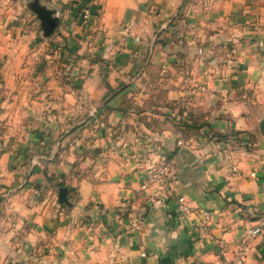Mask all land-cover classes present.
<instances>
[{
  "label": "crops",
  "instance_id": "1",
  "mask_svg": "<svg viewBox=\"0 0 264 264\" xmlns=\"http://www.w3.org/2000/svg\"><path fill=\"white\" fill-rule=\"evenodd\" d=\"M45 17L56 23L50 33ZM158 24L164 51L192 37V52L235 54L185 83L137 91L133 67L147 48L138 43ZM76 51L113 61L52 68ZM73 104L99 130L60 134ZM263 117L264 0H0V180L13 186L0 210V264H240L242 247V264H264V231L245 243L264 216V133L247 121ZM30 147L44 152L26 159ZM160 154L174 167L168 195L151 183ZM178 196L192 213L181 214ZM201 210L210 236L199 232Z\"/></svg>",
  "mask_w": 264,
  "mask_h": 264
},
{
  "label": "rangeland",
  "instance_id": "2",
  "mask_svg": "<svg viewBox=\"0 0 264 264\" xmlns=\"http://www.w3.org/2000/svg\"><path fill=\"white\" fill-rule=\"evenodd\" d=\"M156 14H158V13H156ZM171 14H172V11H169L167 16L170 17ZM167 18H165V19L167 20ZM161 27H162V25L158 24L155 27V31L153 32V35H150L144 41H142V39H141V41L138 43V45L146 46L147 48L140 55L138 54V57L136 58L135 66L133 67V68H138L137 69L138 71L136 73L138 78L136 81H134V82L132 81V82L133 83L138 82V81L140 82V84L136 85V87L133 86L134 88H136V90L142 88L143 87L142 83L147 82V81L160 83L161 81H164V80L168 81V82L173 80L175 82L185 83L186 80L190 81V79H192L195 76L194 70L200 71V69H196V68H219L223 63L229 61L232 58V55L235 54V52H233L234 46L231 47L229 52L228 51L227 52L222 51L221 49H219L215 55H213V56L210 55L207 57H205L201 53L192 52L190 47L192 46V44L195 45L197 43V41L194 42V40H192V37H188V40L185 38V41H183V43H186L185 46L182 48H179L177 51L172 52V50L175 49L174 47L169 49V50L166 49V51H164V49L167 47L166 46L167 42L170 43V40L165 39V37H161L162 33H158V29H160ZM219 44L220 43H218V45ZM222 45L225 47V45H228V43H222ZM151 46L153 48L157 49L155 54L150 53L149 49ZM169 51H170V54H168ZM56 57H57L56 61H55L56 63L53 64L52 68H58V67L62 68L65 66L68 68H70V67L71 68H102V64H101L102 61L103 62H107V61L109 62V64L103 68H110V63L113 61L112 57L102 58V57H98L94 54L93 55L87 54V53L79 54L78 51H76V54H74L73 56H71L69 54L68 58H62L60 56V54H58ZM125 60H126V62H128V58H125ZM56 64L58 65V67H56L57 66ZM149 68H151V69H149ZM103 74H102V79H104L107 82L106 70ZM65 75H67V74H65ZM103 76H104V78H103ZM199 76H201V78H204L203 74H201V75L197 74L196 78L200 79ZM73 77L74 76L71 75L70 81L75 80V79H73ZM188 77H190V78H188ZM180 80H182V81H180ZM200 81H203V79H200ZM197 82H198V80H197ZM192 83H194V81ZM124 85L126 86V88H128L129 85L132 86V83H130L128 85H127V83H125ZM241 94L242 93H240V95ZM188 98H191V97H188ZM251 99H252V97H251ZM181 101L182 102L180 105V114L182 115V118H180V121L184 120L183 119L184 118L183 112L186 110L188 111V109L186 107L187 102L184 99L183 100L181 99ZM143 107L144 106H142V105H133V106H131V109H141ZM253 107H255V104H253ZM254 112L255 113L260 112L259 107H257V108L255 107ZM256 117L258 118V116H256ZM185 120H188V116H185ZM260 121L255 118V119H251L250 121H247V123H250L249 126H251V128H252V125L253 126L255 125L256 130L261 131L260 127H259ZM60 123L64 124L63 122H60ZM65 123H66V126L62 127L60 134L66 132L68 130L71 133L75 132V131H80L87 124H88V128L90 130L91 129L95 130V131L99 130V128H98L99 121L96 119H94V120H92L90 118L87 119V116L85 115V111H83V107L79 104H77V105L73 104V106H72V119H70L69 121H65ZM128 124H132V123H128ZM184 124L185 125L187 124L186 129H188V127H191L193 129L190 132H195L197 129H200V122L199 121L193 122V123L187 122ZM40 128H42V127H40ZM238 132L247 134L246 136H242L239 138H242V139L247 138V139H252V140H254L252 138V136L254 138H256V135L249 130L248 131L238 130ZM59 137H60V135L58 136V138ZM44 139H46V138H44ZM45 145L47 146V142L45 143ZM27 152H28V154H26V159L32 160V153L36 152V154H33V155H40V153L42 154V152H44V151L41 148H39V149L31 148L29 150L27 149ZM29 171H30V169H24V172H22V173L24 175H27ZM14 172H15V170L13 169V170H9L6 173L14 174ZM44 186L46 187V189H45L46 197H48L50 195L49 191H51V190H48V183H46ZM12 187H13L12 185H9L8 183H2L0 180V210L5 208L6 203H8V202L11 203V201L9 200V198H7V196L5 194L9 193L10 189H12ZM30 190H33V187L30 186Z\"/></svg>",
  "mask_w": 264,
  "mask_h": 264
},
{
  "label": "built area",
  "instance_id": "3",
  "mask_svg": "<svg viewBox=\"0 0 264 264\" xmlns=\"http://www.w3.org/2000/svg\"><path fill=\"white\" fill-rule=\"evenodd\" d=\"M90 16L89 8H85L83 10V18L88 19ZM258 23L256 22V26ZM235 52V50H233ZM204 86L195 87L189 90V94H194L198 91H205ZM180 145L183 144V141L178 142ZM174 176V167L170 160V157L167 154H160L157 166L154 168L151 177V183L156 185L162 192L166 193L167 195L170 192V184L172 178ZM145 187V186H144ZM178 210L181 212L182 215H187L193 212V204L192 200L188 199L186 196H178ZM201 223L199 224V232L201 234L210 236L209 231V221H210V212L207 210H201L200 212ZM129 224L133 226V228H139L137 223H134L133 220L129 221ZM264 231V216L259 218L257 222L248 229V233L245 239V243L248 242L251 238L257 236L258 234ZM244 243V244H245ZM222 249H226V244L221 242L220 244ZM244 256H245V247L239 249L236 253L235 262L237 263H244Z\"/></svg>",
  "mask_w": 264,
  "mask_h": 264
},
{
  "label": "water",
  "instance_id": "4",
  "mask_svg": "<svg viewBox=\"0 0 264 264\" xmlns=\"http://www.w3.org/2000/svg\"><path fill=\"white\" fill-rule=\"evenodd\" d=\"M45 28H46V32L50 33L51 31H53L56 23L54 20L49 19L45 17ZM259 127L260 130L262 131V133H264V117L261 119L260 123H259ZM67 189L66 188H61L60 189V193H59V199L61 202H66L67 201Z\"/></svg>",
  "mask_w": 264,
  "mask_h": 264
},
{
  "label": "trees",
  "instance_id": "5",
  "mask_svg": "<svg viewBox=\"0 0 264 264\" xmlns=\"http://www.w3.org/2000/svg\"><path fill=\"white\" fill-rule=\"evenodd\" d=\"M189 123V122H188ZM193 123V122H192ZM187 125V124H186Z\"/></svg>",
  "mask_w": 264,
  "mask_h": 264
}]
</instances>
